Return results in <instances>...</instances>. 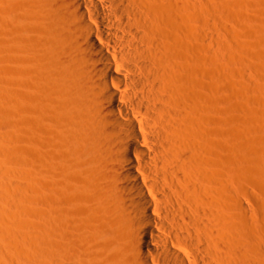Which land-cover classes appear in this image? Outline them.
<instances>
[{
    "label": "bare ground",
    "instance_id": "bare-ground-1",
    "mask_svg": "<svg viewBox=\"0 0 264 264\" xmlns=\"http://www.w3.org/2000/svg\"><path fill=\"white\" fill-rule=\"evenodd\" d=\"M175 1L48 0L41 27L18 19L14 34L2 30L0 211L15 201L13 175L24 151L15 101L24 106V91L34 86L68 168L55 171L56 185L47 189L43 230L50 247L44 263L32 264H239L249 257L255 243L217 201L222 175L211 156L219 161V142L214 134L206 146L197 131L193 112L203 109L204 72L197 79L187 73L184 36L174 32ZM25 8L35 12L30 2ZM206 147L215 152H202ZM29 182L17 183L12 208L21 221L0 226V249L21 250L37 223L26 218L36 191ZM235 190L227 199L240 205ZM72 202L83 204L92 221L73 217L76 235L69 240L64 233L67 245L55 237Z\"/></svg>",
    "mask_w": 264,
    "mask_h": 264
},
{
    "label": "rangeland",
    "instance_id": "rangeland-1",
    "mask_svg": "<svg viewBox=\"0 0 264 264\" xmlns=\"http://www.w3.org/2000/svg\"><path fill=\"white\" fill-rule=\"evenodd\" d=\"M26 1L34 5L35 12L25 8ZM176 1L172 12L179 17L174 21V32L176 35L184 36L183 45L186 48L181 54L191 64L188 65L190 67L187 73L197 79L199 73L204 72L201 73L204 86L199 94L203 109H195L193 112L199 117L197 131L203 140L205 138L206 146L214 143L216 135L219 142L216 151L220 155L219 161L215 155L211 156L216 163L218 162V170L222 175L218 185L217 201L219 199L222 204L223 216L235 218L243 238L250 246L251 243H255L251 246L252 250L247 249L251 250L247 253L249 257L251 256L247 257L249 264H264V0ZM47 3L48 0H0V34L2 30L14 34L20 27L18 19L22 23H34L41 27L40 20L48 10ZM181 19L184 22H181ZM197 56L200 57V62L203 61L202 66L196 60ZM32 78L38 80L37 73H33ZM193 84L191 80V83L189 82L191 89ZM197 86L202 87L199 84ZM24 92L26 97L21 99L25 105L22 106L15 101L19 110L18 120L22 126L20 145L24 146V151L19 152L22 155L21 162L16 167L15 176L13 175L15 186L12 192H17L12 194L15 201L11 208L9 205V209L0 211V220L7 219L9 223L3 225L0 222V226H3L0 229H6L12 221V224L21 221L17 209L13 208H16V202L19 201V184L27 183L29 179L32 181L31 186L34 187L35 184L36 191H32L31 187L29 198L33 202H30L31 208L28 206L26 218L30 219L32 216L30 220L36 221L37 226L33 223L34 225L30 227L32 230L24 239L21 250L9 251L1 245V249L5 250L0 251V264H25L26 261V264L29 262L32 264L34 261L44 263L50 247L46 229L43 230L46 228L44 213L46 214L47 189L53 184L56 185L55 171L68 169L65 167L67 164L63 161V152L56 140L57 135L50 122L41 118L48 108L39 88L34 86ZM191 95L192 93L187 94L186 97L188 102L193 103L196 97ZM194 98L195 101L191 102ZM204 150L201 149L202 152H215ZM232 169L234 177L230 181L228 173H232ZM233 189H236L240 205L227 199V195ZM67 199L65 204L69 202V198ZM71 205L73 211L65 222L67 224H63L65 230L62 227L63 231L55 237L63 242L66 241L65 238L71 240L70 238L76 235L73 217L77 214L82 217L81 220H89V223L92 221L83 204L72 202ZM33 212L35 214H32ZM14 213L15 216H19L17 220ZM3 215L6 217H2ZM43 220L44 226L41 224ZM88 222L85 225L89 226ZM39 225L41 226L38 228ZM88 226L84 229L88 230ZM33 227L37 229L33 230ZM91 229L93 228H90V232L93 231ZM69 242L66 241L67 245L71 244V241ZM58 244L59 242H54V247ZM247 258H243L244 260L241 258L240 260H243L241 264L242 262L248 264Z\"/></svg>",
    "mask_w": 264,
    "mask_h": 264
}]
</instances>
